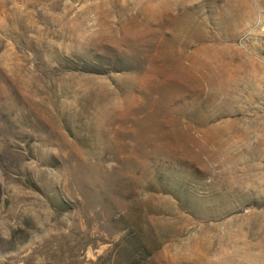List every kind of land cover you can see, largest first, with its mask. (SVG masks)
Returning <instances> with one entry per match:
<instances>
[{
	"label": "rangeland",
	"instance_id": "rangeland-1",
	"mask_svg": "<svg viewBox=\"0 0 264 264\" xmlns=\"http://www.w3.org/2000/svg\"><path fill=\"white\" fill-rule=\"evenodd\" d=\"M0 264H264V0H0Z\"/></svg>",
	"mask_w": 264,
	"mask_h": 264
}]
</instances>
